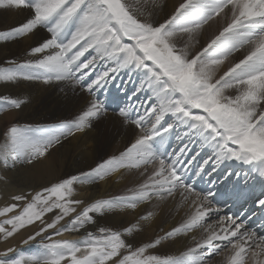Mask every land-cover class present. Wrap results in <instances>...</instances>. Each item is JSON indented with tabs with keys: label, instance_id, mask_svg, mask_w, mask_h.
I'll use <instances>...</instances> for the list:
<instances>
[{
	"label": "snow or ice",
	"instance_id": "obj_1",
	"mask_svg": "<svg viewBox=\"0 0 264 264\" xmlns=\"http://www.w3.org/2000/svg\"><path fill=\"white\" fill-rule=\"evenodd\" d=\"M0 9L31 10L26 22L0 31V41L24 38L40 27L50 33L30 49L33 59L7 61L10 67L0 68V82L70 80L80 84L89 75L85 70L97 60L112 65L80 85L91 99L86 110L70 122L51 128L7 127L0 143L4 167H15L17 163L35 167L51 148L90 129L92 121L109 108L118 110L123 123L140 129L134 142L119 155L102 157L80 176L45 187L30 199L24 193L14 194L12 200L17 203L0 208V217L4 218L0 220V239L7 242L35 225L37 230L23 243L37 237L52 242L42 243L43 251L30 257L16 256V249L8 246L0 250V264H206L207 259L222 252L226 253L222 264H264V235L248 227L251 220L259 219L264 232V0H183L170 17L159 23L141 20L139 9H133L126 0H0ZM218 17L225 26L200 51L189 56L176 46L178 34H191ZM73 27L75 31L65 42ZM246 46L244 57L215 79L216 67ZM89 50L95 55L81 61ZM122 69L139 73L140 90L147 85L159 102L136 119H130L122 106L131 96L120 94V86L111 75ZM110 85L119 94L109 93L106 103L101 102L97 89L103 92ZM232 88L238 94L226 95L225 90ZM23 104L21 99L0 97V106L19 110ZM128 107L138 112L133 104ZM174 127L186 129L184 136L189 137V143L198 140L201 147L212 148L210 169L206 167L209 159L197 161L199 152L189 156L192 150L188 144L171 153L159 151L157 145L164 140L163 133ZM183 138L177 136L178 140ZM234 164L243 167L234 169ZM124 169L142 170L140 175L146 177L131 195L97 200L81 211L73 207L82 203L70 199L75 183L103 181L113 173L122 175ZM241 170L251 177L243 185ZM233 176L237 177L235 181ZM176 197L190 209L185 221L142 246L133 247L123 238L134 235L139 221L123 232L105 228L99 229V236L88 232L83 240L53 241L52 234L45 236L49 230L60 236L85 229L95 222L93 213L135 209L141 202ZM225 206L236 211L221 214ZM54 209L59 213L45 219ZM71 213L75 215L70 217ZM213 213L216 224L206 225ZM152 215L149 212L140 220ZM66 217L70 219L61 224ZM198 228L204 235L193 237L194 246L179 257L162 259L146 254L162 241Z\"/></svg>",
	"mask_w": 264,
	"mask_h": 264
},
{
	"label": "bare ground",
	"instance_id": "obj_2",
	"mask_svg": "<svg viewBox=\"0 0 264 264\" xmlns=\"http://www.w3.org/2000/svg\"><path fill=\"white\" fill-rule=\"evenodd\" d=\"M129 1L132 2L133 9L144 8L142 5L144 0ZM172 14L173 13H171V15ZM138 17L140 18L141 15L138 14ZM29 18H31L30 9H24L22 11L15 9H0V31H6L13 27H17L26 22ZM144 19L147 20L148 18L144 16ZM72 31H75L74 27L66 34L65 40L71 38ZM45 36H50V33L47 32L46 28L40 27L36 29L33 34L24 38H17L12 41H0V66H3V68L10 67L7 61L23 63L33 59V57L29 55L30 49L42 43L43 41L41 38ZM91 55H95V53L89 50V52L85 53L84 57H81V61H84ZM110 66L112 65L101 62V66L95 64L91 66L87 72L89 75H93V79H95L100 70L104 72ZM224 66L225 64L223 63L216 67L215 79H218L223 73ZM111 75L115 77V84L120 86V94L123 96L124 93H127L128 96H131V100L125 101L123 105H125L128 110V104L131 103L138 109V112L134 111L132 108L128 110L129 113L133 115L134 119H136L138 115H144L147 106L151 104L156 105L154 102L155 96L153 97L150 95L149 89L145 85H143V90H140L142 83L140 82L141 84H137L139 73H128L127 70L122 69ZM235 90L233 91L237 93V90ZM103 92L105 97L109 93L113 95L119 94L115 86H109ZM103 92L97 89L98 96L102 97L101 99L104 102ZM133 92H135V95H132ZM0 96L24 101L21 109L17 110L13 108L10 110L11 113L9 112L10 114L5 116L6 120H9L6 123L15 120V118L18 119L19 122L30 120L33 121L32 123L35 125V128H51L70 122L81 114L83 110H86L88 102L91 99L90 95L81 92L70 80H52L49 83L26 80L2 82L0 84ZM153 105H151L150 109ZM44 112H52V115L55 117L54 120H52V122H47L49 118L44 115ZM165 119L169 123H174V120L169 117ZM162 123L164 122L162 121ZM105 128L122 132V134L118 136H123L125 140L129 139L130 143L134 142L135 134L140 132V129H137L134 124L123 123L122 120L116 118L114 114L110 113L108 110L105 115L103 114L98 119L92 121V127L90 129H86L85 132L77 133L74 136L63 139L60 144L56 145L53 151L55 153L49 151L47 155L50 156V158L47 161L41 158L40 162L37 163L35 167L27 164H22L21 166L16 164L15 167L11 168L3 167L2 174L3 177L7 178L8 182L3 183L0 180L1 194L13 196L21 191L31 189L33 191L45 187L56 179L58 180L60 177L64 176L67 169H74L77 170V172L81 169L90 170V168L94 167L102 157H111L114 155L113 151L118 148V145L122 144V140L115 144L110 139V133L104 131ZM185 131L186 129L183 127H174L168 133H163L165 138L162 143L157 145L159 151L161 153H171L174 150L179 151L180 147L184 144H188L189 148L192 150L189 156L199 152L200 155L197 157V161L202 163L203 159H209V164L206 167L210 169L213 157L212 148L206 145L201 147L198 140L189 143V137L184 136ZM130 132L132 133L131 136ZM177 136H183L184 138L178 140ZM159 139V137L156 138V140ZM101 149H103V155L98 158ZM241 167L243 166L234 164V169ZM149 169H151V166H149ZM140 171L142 170L124 169L121 170V172H123L122 175L119 172L113 173L105 177L103 181H100L101 185L98 186L99 189L97 185L94 184L77 188L78 190L71 195V199L80 200L82 203L80 205H73V207L78 211L81 206H87L97 200L131 195L132 191L138 188L146 178L140 175ZM236 179L237 177H232L233 181ZM239 179H241L242 185L245 179L251 181V177H246L242 170L240 171ZM11 183L18 184L20 189L15 188ZM189 211L190 209L181 202L179 197H176L175 200L166 199L165 201L153 199L151 202L145 201L139 203L135 209L120 208L103 214L93 213L92 215L95 222L86 225L85 229H81L78 232H64L60 236L55 235L53 237H58V239L69 238L70 240L80 239V235L86 232L97 231L100 228H105L108 231L123 232L125 227H130L137 224L139 221V226L134 235H125L123 237L128 243L132 244L133 247H137L158 238L174 227L180 226L187 218ZM149 212L153 213L149 219L140 220L141 216H146ZM221 214H225L224 209H222ZM74 215L75 213H71L70 217ZM70 217H66L64 221H61V224H64ZM216 222L217 216L213 213L206 219L205 224L211 223L215 225ZM248 227L250 230H256L255 225H251L250 223H248ZM257 232L264 235V232H261V230ZM203 235L204 232L202 228L194 229L186 235L180 234L172 239L162 241L157 247L149 249L146 254L157 255L162 259L170 256L179 257L182 253L187 251L189 247L194 246L193 237L200 239ZM11 243L12 241L8 240L5 246H9ZM225 254L226 253L222 252L211 258V260H215L214 264H222ZM209 261L210 259H207L206 264L209 263Z\"/></svg>",
	"mask_w": 264,
	"mask_h": 264
},
{
	"label": "rangeland",
	"instance_id": "obj_3",
	"mask_svg": "<svg viewBox=\"0 0 264 264\" xmlns=\"http://www.w3.org/2000/svg\"><path fill=\"white\" fill-rule=\"evenodd\" d=\"M126 2L132 7V5H133L132 2H130L129 0H126ZM182 2H183V0H156V1L155 0H144L143 4H142L144 6V8L143 9H139L138 14L141 15V17H140L141 20H146V19H144V16H146L148 18L147 20L154 21V22H157V23L163 22L164 19H166V18L171 16V13H173L175 8L178 7L179 4L182 3ZM223 26H225L224 20H222L221 18L218 17L215 20L210 21L208 24L204 25L201 29L196 30L195 32H193L191 34H187V33L178 34V36H177V38L175 40L176 46L178 48L186 50L189 53V56L194 55L195 53L200 51L203 47H205L207 45V43L212 38H214L215 35H218L219 31L222 30ZM66 41H67V39L65 40V42ZM246 53H247V46L245 48H243V49H240L238 51L233 52L227 59L224 60L223 63L225 64V66H224L223 72L226 71L234 63L239 62V60L242 59ZM91 56H93V55H91ZM91 56L89 58H91ZM97 61L98 62L95 63L97 66H99V65L101 66V62H106L108 65H111L108 61H101V60H97ZM0 68H3V66H0ZM88 70L89 69H87L85 71H88ZM99 73H102V71L100 70ZM77 75H79V74H77ZM89 76H91V75H89ZM88 77H86L84 81H81L80 84L73 83L76 87H78L81 90V92L86 93L87 95H89V93L86 90H82L80 85H83V84H86L87 82H89L88 81ZM138 77L139 78H138L137 84L138 83L141 84L142 80H141L140 74H139ZM1 83L2 82H0V84ZM110 86L112 87V85H110ZM145 86L147 87V85H145ZM233 90H235V88L226 89L225 90V94L226 95H231V96L237 95V93L234 92ZM149 92H150V95L154 97L153 93L150 90H149ZM103 96H104V92H103ZM104 99H105V96H104ZM154 102L156 103V105L159 103L156 100V98H154ZM151 105H153V104H151ZM151 105L147 106L146 109H150ZM122 106L125 107V105H122ZM12 109L13 108L7 107L6 105L0 106V143H3L5 129L7 127L16 126V127H20V128H32V129H35V125L32 123L33 121H30V120L19 122V120L15 118V120H12L11 122L6 123L9 120H6L5 116L7 114H10L11 113L10 110H12ZM193 111H197L198 112L199 110H193ZM110 113H113V112L111 111ZM113 114H114V116L116 118H118L119 120H122V118L118 115V111L114 112ZM44 115L48 116V118H49L48 119L49 121H47V122H52V120H54V118H55L54 115H52V112H50V113H45L44 112ZM129 116H130V119H131V114L130 113H129ZM132 119H134V117ZM31 124H32V126H31ZM121 130H124V129H121ZM104 131L110 133V135H111L110 139L115 144L118 143L120 140H122V144L118 145V148H116L113 151V154L119 155V153L121 151L125 150V148L130 145L129 139L125 140L123 136H121V137L118 136L119 134H122V132H118V131H115V130H110L109 128H105ZM131 135H132V133L130 132V136ZM55 148H56V146L51 148L49 151H51V153H55V152H53L55 150ZM99 154L100 155L98 156V158H100V156L103 155V149H101L99 151ZM49 158H50V156L46 155V158H43V159L47 161ZM0 164H1L0 165V180L3 183L4 182L6 183V182H8V180H7L6 177H3V174H2V168L4 166H3L2 162H0ZM17 164L19 166L22 165L20 163H17ZM83 170L84 169H81V170H79V172H77V170H74V169H69V170L67 169V172L65 173L64 176L60 177L58 180L56 179L55 181H53L52 183L46 185L45 187H50L53 184H55L57 182H61L63 179L71 178L74 175L75 176H80L82 172L88 171V170H84V171ZM149 172H151V169H149ZM89 184H94V185H97V187H98L99 185H101V182L98 180V181H96L94 183H88V182L75 183L73 185V193L72 194H74L76 192V190H78L77 188L85 187V186H87ZM11 185L15 186V188L20 189V186L18 184H16V183H11ZM45 187H42V188H39V189H36V190H33V191H32V189L31 190H25V191H21L20 193H24V194L28 195L29 199H30L31 195H34L35 192L42 191L43 188H45ZM98 189H99V187H98ZM257 191H259V189H257ZM20 193H18V194H20ZM70 199H71V197H70ZM0 202H1L0 203V208L5 207V206H7V205H9L11 203H17V202L12 200V196L7 195V194H5V195L1 194V192H0ZM19 203L23 204V203H25V201H21ZM85 206L86 205H84V207ZM82 209H83V206H81L78 211H81ZM19 210L20 209L17 208L16 211H19ZM58 213H59V209H54L53 212H50V213L46 214L45 219H49L50 220L51 218H53ZM9 215H12V214H9ZM2 219H4V218L0 217V220H2ZM58 227H59V225H58ZM35 230H37L36 226L35 225H31V226H28L26 229L21 230V232L19 234H17L14 238H9V241H12V243L9 246H11V247L16 249V254H15L16 256L30 257V256L39 255L43 251L42 243L52 242V241L46 240L44 237H37L35 240L29 241L27 244L23 243V240L27 239V236L29 234H33ZM54 231L55 230H49V233H46L45 236H47L49 234H52V240L53 241H55V240H65V239L70 240L69 238L58 239V237L57 238L53 237V236H55L54 235ZM87 233L88 232L84 233L83 235H80L79 236V237H81L80 239H73V240H83L84 238H86ZM91 233H93V235H96V236L100 235V231L99 230L91 231ZM0 243H1L0 244V250H4V249H6V247H8V246H5L6 242L3 239H0ZM10 255H12V254H10ZM214 261H215L214 259L213 260L210 259L209 263H207V264H214ZM27 264H30V262H27Z\"/></svg>",
	"mask_w": 264,
	"mask_h": 264
}]
</instances>
